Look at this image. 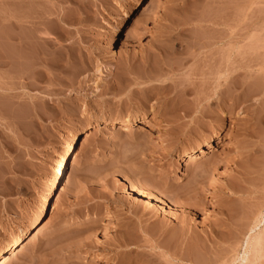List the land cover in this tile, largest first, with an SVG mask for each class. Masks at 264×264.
<instances>
[{
	"label": "rangeland",
	"instance_id": "obj_1",
	"mask_svg": "<svg viewBox=\"0 0 264 264\" xmlns=\"http://www.w3.org/2000/svg\"><path fill=\"white\" fill-rule=\"evenodd\" d=\"M144 4L149 24L131 33ZM263 65L264 0H0V254L89 130L9 264H264L256 242L242 261L264 232V90L240 103ZM125 117L151 121L111 128Z\"/></svg>",
	"mask_w": 264,
	"mask_h": 264
},
{
	"label": "bare ground",
	"instance_id": "obj_2",
	"mask_svg": "<svg viewBox=\"0 0 264 264\" xmlns=\"http://www.w3.org/2000/svg\"><path fill=\"white\" fill-rule=\"evenodd\" d=\"M146 1L148 2V0H146ZM149 21H150V11H149L147 4H144L143 7L140 8L138 19L135 22L130 23L127 28L131 33H136L138 31H140L141 29H143L144 27L148 26ZM259 73H260V75L257 76L259 78L258 80L259 81H260V79L264 80V65L259 70ZM252 78H255V77L254 76H248L246 79H244V82H242L241 86H245L243 88H246V89H243L242 95L239 94L241 97L240 103L244 104L243 110H246V111L249 108H251L249 103L253 102L254 99L258 98V96H260L259 94L261 93V91L264 90V83H261V81H260L261 85L259 84V82L256 83V82L248 81ZM234 88L238 89V87H235V86H234ZM239 88L242 89V87H240V86H239ZM235 92H236V90H235ZM262 93H264V92H262ZM245 104H247V105L245 106ZM235 106L238 107L239 105L235 104ZM232 107H234V106H232ZM102 121H104V120H102ZM148 121H151V120H147V119H145V117L144 118H141V117L140 118L139 117H125V118H122L121 120L111 122L110 125H111L112 129H116V128L126 129L129 127V125L136 124V123L141 124L143 127H147L149 125ZM90 137H91V133L89 132V130H84L78 136L75 134L72 135L68 139V141L63 145V147L60 149L57 163H56L50 177L46 181V183H45V185H44V187H43V189L39 195L35 209L31 215L32 221L35 223L34 227L30 231L23 233L20 236H17V238L14 240V243L10 247H8L7 250L6 249L4 250L5 253L0 254V264H9L18 254H20L23 251V245L29 244L34 239H37L40 236V234L43 230L44 219H45L43 216V213L46 209V206L49 204V200H50L51 196L54 194V192H55L56 188L58 187V184L61 181V179L63 178L64 174L67 172L69 165L71 163L72 155H73L76 147L78 145H86L87 143H89ZM222 143L223 142L221 141V138H216L214 141L208 142L206 144V146H204L202 148L199 146L198 148L191 151L189 154L185 155L183 158H180L178 160L179 165H183L185 163H190V162L195 161L200 156L205 155L206 151H212L213 149L220 147L222 145ZM140 188L137 185H132V189L135 193H137L140 197L148 199L149 201H151V197L149 198V195H147L145 192H143V190ZM106 217L109 219H114L112 214H110V213H108ZM263 218H264V215L262 213H259L255 217L254 222L256 224V227L262 223ZM253 231H254V228L251 230V232H253ZM124 236H125V234H124ZM263 241H264V232L261 231L257 234H254V233L251 234L248 237V240L246 242V248H245L244 254L242 255V261L245 262L248 260L249 253L252 251V248L250 251V247L254 245L253 244L254 242H256L258 244L256 246V248L259 247L257 250L255 248H253V250L256 251V254H255V251H253V253L255 255V256L253 255L254 259L257 262L260 260H263L264 259V242ZM256 243H255V245H256ZM255 245H254V247H255ZM93 262L96 264H100L101 262L109 263V262H112V258L109 254H107L105 252H99V253L95 254ZM113 264H118V263L114 261Z\"/></svg>",
	"mask_w": 264,
	"mask_h": 264
}]
</instances>
